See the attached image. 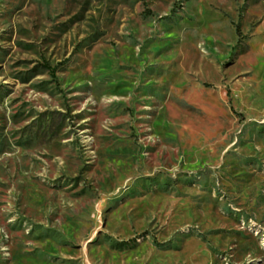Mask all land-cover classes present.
Here are the masks:
<instances>
[{
  "label": "rangeland",
  "instance_id": "374dc122",
  "mask_svg": "<svg viewBox=\"0 0 264 264\" xmlns=\"http://www.w3.org/2000/svg\"><path fill=\"white\" fill-rule=\"evenodd\" d=\"M0 264H264V0H0Z\"/></svg>",
  "mask_w": 264,
  "mask_h": 264
},
{
  "label": "trees",
  "instance_id": "16d2710c",
  "mask_svg": "<svg viewBox=\"0 0 264 264\" xmlns=\"http://www.w3.org/2000/svg\"><path fill=\"white\" fill-rule=\"evenodd\" d=\"M45 67L48 69L50 74L56 79V68L52 67L50 64L46 63Z\"/></svg>",
  "mask_w": 264,
  "mask_h": 264
}]
</instances>
